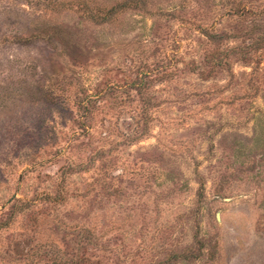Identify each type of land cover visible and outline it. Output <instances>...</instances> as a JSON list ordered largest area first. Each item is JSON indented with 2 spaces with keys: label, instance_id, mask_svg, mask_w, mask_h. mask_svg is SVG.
<instances>
[{
  "label": "rangeland",
  "instance_id": "obj_1",
  "mask_svg": "<svg viewBox=\"0 0 264 264\" xmlns=\"http://www.w3.org/2000/svg\"><path fill=\"white\" fill-rule=\"evenodd\" d=\"M0 264H264V0H0Z\"/></svg>",
  "mask_w": 264,
  "mask_h": 264
}]
</instances>
